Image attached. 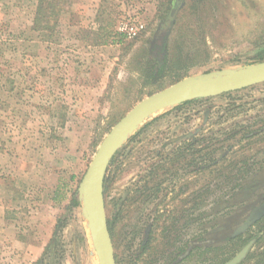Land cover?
I'll return each instance as SVG.
<instances>
[{
	"label": "rangeland",
	"instance_id": "rangeland-1",
	"mask_svg": "<svg viewBox=\"0 0 264 264\" xmlns=\"http://www.w3.org/2000/svg\"><path fill=\"white\" fill-rule=\"evenodd\" d=\"M174 2L71 0L48 34L34 30L38 0H0V264H99L70 196L106 133L182 78L260 62L264 0H181L171 16ZM127 20L145 30L111 43ZM164 37L169 63L150 83ZM224 94L154 113L109 159L116 264H224L250 242L247 253L264 248V210L252 214L264 201V82Z\"/></svg>",
	"mask_w": 264,
	"mask_h": 264
},
{
	"label": "water",
	"instance_id": "water-1",
	"mask_svg": "<svg viewBox=\"0 0 264 264\" xmlns=\"http://www.w3.org/2000/svg\"><path fill=\"white\" fill-rule=\"evenodd\" d=\"M181 0H175L171 16ZM264 82V60L236 70L209 74L204 77H185L139 100L106 133L77 188V199L88 221L89 234L97 252L99 264H116L103 197V178L107 163L122 140L140 123L154 113L185 101L213 97ZM247 244L224 264H238L251 246Z\"/></svg>",
	"mask_w": 264,
	"mask_h": 264
},
{
	"label": "trees",
	"instance_id": "trees-1",
	"mask_svg": "<svg viewBox=\"0 0 264 264\" xmlns=\"http://www.w3.org/2000/svg\"><path fill=\"white\" fill-rule=\"evenodd\" d=\"M70 3H71V0H38V4H37V8H36L37 10L35 12V18H34V24L36 25L37 29L34 28V30L41 31L42 33H45V32L48 34L51 33V31H53L54 28L56 27V23L51 24L50 19H53L56 16V13H58L57 12L58 10H64V8L69 7ZM144 30H145V28L142 31H144ZM94 33L99 35V40L103 41L104 34H107L108 32H107V29H102L100 27L99 31H96ZM112 39H113V41H111V43L122 44V42H124V40H125V36L123 34L117 32V34L114 33L112 35ZM163 41L164 42H163L161 49L155 48L154 50L150 51V53H149L152 61L150 60L149 63L147 64V66H148L147 70L152 71L153 65L158 64L157 65V71L159 70L158 73H161V74H157L156 76H151V75L146 76V78L147 77L150 78V79L147 78L148 80H150V83H156L159 81V78L162 76V73L164 72V68L167 69V66L169 63L168 56L166 55V57H165V55H164L165 46H166L165 37H164ZM257 59L259 61L264 60V50L257 55ZM178 78L179 77L177 76V79ZM221 95L224 96L225 94L223 93ZM211 98L212 97H202V98H196V99L188 100V101H185V102L175 106L174 110L182 108L183 106L188 105V104L207 101V100H210ZM70 202H71L72 207H78L80 205L79 201L77 199V189L73 190V192L71 193ZM262 210H264V201L259 206H257L256 208H253L252 214L254 212L256 215L257 212H261ZM260 218H261L260 222L264 225V212L260 213ZM64 223H65L64 217H59L57 219L55 227H54V231L52 233V237L48 241L47 245L45 246V248H44V250L40 256V258L37 260L36 263H39L42 261L46 252L50 249L52 244L57 240L58 230L63 227ZM246 261L249 264H264V248L260 249L258 251H249L246 254V258L241 260L238 264H243Z\"/></svg>",
	"mask_w": 264,
	"mask_h": 264
},
{
	"label": "built area",
	"instance_id": "built-area-1",
	"mask_svg": "<svg viewBox=\"0 0 264 264\" xmlns=\"http://www.w3.org/2000/svg\"><path fill=\"white\" fill-rule=\"evenodd\" d=\"M143 29V23L137 20L121 22L118 27L119 33L123 34L127 39L135 38Z\"/></svg>",
	"mask_w": 264,
	"mask_h": 264
},
{
	"label": "bare ground",
	"instance_id": "bare-ground-1",
	"mask_svg": "<svg viewBox=\"0 0 264 264\" xmlns=\"http://www.w3.org/2000/svg\"><path fill=\"white\" fill-rule=\"evenodd\" d=\"M85 219V223H86V226L88 228V221H87V218H84ZM135 229V228H134ZM88 231H89V228H88ZM90 233V232H89ZM91 240V239H90Z\"/></svg>",
	"mask_w": 264,
	"mask_h": 264
},
{
	"label": "flooded vegetation",
	"instance_id": "flooded-vegetation-1",
	"mask_svg": "<svg viewBox=\"0 0 264 264\" xmlns=\"http://www.w3.org/2000/svg\"><path fill=\"white\" fill-rule=\"evenodd\" d=\"M244 247H245V246H244ZM244 247H243V248H244ZM243 248H242V249H243ZM242 249H241V250H242ZM241 250H240V251H241ZM240 251H239V252H240ZM232 258H233V257H232ZM232 258H231V259H232ZM226 262H227V261H226Z\"/></svg>",
	"mask_w": 264,
	"mask_h": 264
}]
</instances>
